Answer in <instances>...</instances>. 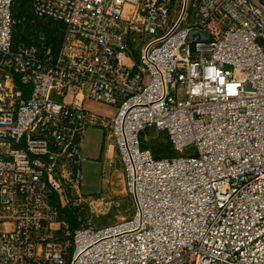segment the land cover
Segmentation results:
<instances>
[{
	"label": "built area",
	"instance_id": "built-area-1",
	"mask_svg": "<svg viewBox=\"0 0 264 264\" xmlns=\"http://www.w3.org/2000/svg\"><path fill=\"white\" fill-rule=\"evenodd\" d=\"M23 2L0 0V264H264V0ZM89 128L133 213L71 251L55 226Z\"/></svg>",
	"mask_w": 264,
	"mask_h": 264
},
{
	"label": "rangeland",
	"instance_id": "rangeland-1",
	"mask_svg": "<svg viewBox=\"0 0 264 264\" xmlns=\"http://www.w3.org/2000/svg\"><path fill=\"white\" fill-rule=\"evenodd\" d=\"M15 9L17 12L24 10L28 12L29 8L23 0H16ZM85 108L91 114L109 119H112L117 112L114 107L91 100L86 102ZM143 136L148 140L147 147L157 156L173 157L176 155L172 152L170 142L165 135L155 130H148ZM105 142L104 129H88L83 150L86 160L82 164L84 176L81 184L82 192L79 194L72 190L69 191L68 201L63 211L65 225L55 226L56 229H61L62 238L69 243L71 251L73 237L77 230L108 227L129 219L133 213L124 168L117 151L113 158L108 160V165L103 171L100 157ZM189 152H193V149Z\"/></svg>",
	"mask_w": 264,
	"mask_h": 264
},
{
	"label": "crops",
	"instance_id": "crops-1",
	"mask_svg": "<svg viewBox=\"0 0 264 264\" xmlns=\"http://www.w3.org/2000/svg\"><path fill=\"white\" fill-rule=\"evenodd\" d=\"M99 117H102V116H99ZM103 118H107V117L103 116ZM116 151L117 150H116V146H115L114 142L112 141V139L110 137H108L106 135V142L104 143V146H102V153H101V157H100V160L103 163V171H104V167H106V165H108V160L113 158Z\"/></svg>",
	"mask_w": 264,
	"mask_h": 264
},
{
	"label": "trees",
	"instance_id": "trees-1",
	"mask_svg": "<svg viewBox=\"0 0 264 264\" xmlns=\"http://www.w3.org/2000/svg\"><path fill=\"white\" fill-rule=\"evenodd\" d=\"M23 13H24V11H22V12H17L16 11V16H17V18H21V16L23 15Z\"/></svg>",
	"mask_w": 264,
	"mask_h": 264
}]
</instances>
